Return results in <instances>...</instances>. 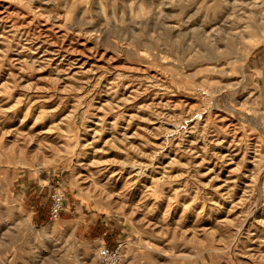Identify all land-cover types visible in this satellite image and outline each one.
<instances>
[{"label":"rangeland","instance_id":"obj_1","mask_svg":"<svg viewBox=\"0 0 264 264\" xmlns=\"http://www.w3.org/2000/svg\"><path fill=\"white\" fill-rule=\"evenodd\" d=\"M1 10L0 264H98L109 228L122 264H264V0H0ZM43 39L105 59L77 79L58 74L33 63L27 48ZM217 135H237L234 159ZM50 186L69 197L54 221Z\"/></svg>","mask_w":264,"mask_h":264},{"label":"bare ground","instance_id":"obj_2","mask_svg":"<svg viewBox=\"0 0 264 264\" xmlns=\"http://www.w3.org/2000/svg\"><path fill=\"white\" fill-rule=\"evenodd\" d=\"M7 11V10H6ZM1 12H3V10H1L0 11V13ZM5 13V12H4ZM4 13H1L0 14V22H1V20L3 21L4 19L6 20L7 18H8V15L7 16H5V14ZM8 14V13H7ZM12 14V13H11ZM10 16V15H9ZM13 17V16H12ZM15 17V16H14ZM11 19V18H10ZM14 19L15 18H13V21H14ZM8 20H9V18H8ZM19 21H20V19H19ZM2 23V22H1ZM6 23V22H5ZM4 23V25H5V27H6V24ZM21 24H22V22H21ZM16 25L17 24H12V27H9V28H13V27H15L16 28ZM19 25V24H18ZM24 24H22V26H23ZM25 26V25H24ZM4 27V26H3ZM4 27V28H5ZM20 27V26H19ZM27 26H25V28H26ZM28 28V27H27ZM21 29H23V28H21ZM45 29V28H44ZM43 29V30H44ZM2 30V29H1ZM0 30V31H1ZM7 30V29H6ZM10 30V29H9ZM29 30V29H28ZM12 31V30H11ZM21 31V30H20ZM23 31H24V29H23ZM47 31V30H46ZM8 32V31H7ZM34 32V31H33ZM41 32V31H40ZM45 32V31H44ZM2 33H4L3 31H2ZM1 33V34H2ZM11 32H9V34H10ZM25 33V32H24ZM46 33H48V32H46ZM0 34V35H1ZM8 34V33H7ZM11 34H13V33H11ZM20 34V33H19ZM4 36H6V33L5 34H3ZM25 35H26V33H25ZM33 34H31V36H32ZM46 35V34H45ZM48 35H51L50 33L48 34ZM42 36H43V34H42ZM10 37V36H9ZM9 37H7V39L9 38ZM13 37V36H12ZM22 37V36H21ZM24 37V36H23ZM22 37V38H23ZM35 37V36H34ZM38 37V36H37ZM50 37V36H49ZM25 38H26V36H25ZM45 38H47V37H45ZM52 38V37H51ZM2 39V38H1ZM24 39V38H23ZM28 39H30V38H28ZM27 39V40H28ZM35 39V38H34ZM40 39V38H39ZM57 39V38H56ZM9 40H12V38L11 39H9ZM16 40V39H15ZM58 40V39H57ZM17 41V40H16ZM20 41V40H19ZM18 41V42H19ZM26 41V40H25ZM54 41H56V40H54ZM63 41V40H62ZM64 41H65V39H64ZM63 41V42H64ZM27 42H30V40H28ZM26 42V43H27ZM32 42V41H31ZM36 42V41H35ZM20 44H21V42H19ZM34 43V42H33ZM70 43V42H69ZM72 44V43H71ZM80 44H82V43H80ZM30 45V44H29ZM73 45H74V43H73ZM77 45H79V44H77ZM23 46V45H22ZM28 46V45H27ZM67 46V47H66ZM82 46V45H81ZM84 47V46H83ZM86 47V46H85ZM73 48V47H72ZM70 49V47H69V45H66L65 43H61V45H57V44H55V42L54 43H52L49 39L47 40V39H43V40H41V41H39L38 43H34L32 46H29L27 49L29 50L30 49V51L32 50V52H33V58H35V60L33 61V63L36 61V62H39V63H41V64H43L44 66L46 65V66H48V65H54V67H55V69L57 70V73L58 74H60V73H64L65 71H67L66 73H65V75L66 74H68V76L70 75V74H72V76L74 75H76L75 73H78L79 72V74L80 73H85V72H89V73H91V71H95V69H97V68H99V65H98V63L99 62H101V61H104L103 59H105V54H104V52H103V54H99V52H91L90 51V54H88L86 51H83V48H81L82 50H79V49H77V48H75V49ZM87 48V47H86ZM92 49V48H91ZM90 50V49H89ZM96 50V49H95ZM16 52V51H15ZM16 55V54H15ZM27 56V55H26ZM107 56V55H106ZM29 57V56H28ZM32 57V55L29 57V58H31ZM78 57V58H77ZM72 59V60H71ZM111 59V58H110ZM94 60V61H93ZM93 61V63L91 64V62ZM106 63H107V61H106ZM37 64V63H36ZM74 64L76 65V66H78L77 68H79L78 70H74ZM102 64V63H101ZM108 64V63H107ZM119 65V64H118ZM101 66V65H100ZM105 66V65H104ZM108 66V65H107ZM106 66V67H107ZM110 66V65H109ZM108 66V67H109ZM41 67H43V66H41ZM53 66H52V68H54ZM131 67V66H130ZM40 68V67H39ZM44 68V67H43ZM131 68H133V66L131 67ZM146 68V67H145ZM102 70V69H101ZM106 70V69H105ZM108 70V69H107ZM131 70V69H130ZM53 71H54V69H53ZM73 71H76V72H73ZM98 72H99V70H98ZM88 73V74H89ZM93 73V72H92ZM138 73V72H137ZM20 75V74H19ZM57 75V74H56ZM63 75V74H62ZM154 75V74H153ZM17 76H18V74H17ZM67 76V75H66ZM73 76V77H74ZM95 76V75H94ZM57 77V76H56ZM82 77H84L83 75H82ZM89 77V76H88ZM63 78V77H62ZM74 78H76L77 79V77H74ZM87 78V77H86ZM95 78V77H94ZM134 78V77H133ZM64 79V78H63ZM59 80H60V78H59ZM65 80V79H64ZM78 80H79V78H78ZM87 80H89V78L88 79H86L85 80V82L87 81ZM157 80V79H156ZM82 81H84V79H82ZM143 82V81H142ZM73 83H74V81H73ZM88 83V82H87ZM152 84V83H151ZM75 86L77 85V84H74ZM74 86V87H75ZM143 86V85H142ZM78 88L80 87V86H77ZM105 87V86H104ZM125 87V86H124ZM37 88H38V86H37ZM84 88V87H83ZM67 89V88H66ZM80 89V88H79ZM82 89V88H81ZM132 90V89H131ZM135 91H137V90H135ZM166 91V90H165ZM107 93V92H106ZM152 95V94H151ZM153 98V97H152ZM127 99V98H126ZM169 99V98H168ZM123 100V99H122ZM121 101V100H120ZM128 101V100H127ZM153 101V100H152ZM161 101V100H160ZM188 102V101H187ZM176 103V102H175ZM107 103H105L104 105H106ZM153 104V103H152ZM160 104V103H159ZM171 104V103H170ZM149 105V104H148ZM151 105V104H150ZM154 105H155V103H154ZM189 105V104H188ZM146 106V105H145ZM161 106V104L159 105V107ZM154 107V106H153ZM109 108V107H108ZM107 108V109H108ZM137 108V107H136ZM155 108H157V107H155ZM103 109H105V108H103ZM161 110V109H160ZM138 111V110H137ZM186 111V110H185ZM208 111V110H207ZM191 112V111H190ZM211 112V111H210ZM162 113V112H161ZM169 113V112H168ZM158 115V114H157ZM161 115V114H160ZM170 114H168L167 116H169ZM162 116H164V115H162ZM161 116V117H162ZM170 117V116H169ZM176 117V116H175ZM225 117V116H224ZM67 118V117H66ZM104 118V117H103ZM155 118V117H154ZM166 118V117H165ZM156 119H158V118H156ZM167 119V118H166ZM172 119V118H171ZM225 119V118H224ZM232 119V118H231ZM164 120V119H163ZM163 120H161V122L163 121ZM173 120H174V118H173ZM160 121V120H159ZM193 121V120H192ZM166 122V121H165ZM174 121H172V120H168V124H171L172 125V123H173ZM186 123H188L189 124V122L190 121H185ZM210 122V121H209ZM198 123V122H197ZM177 124V123H176ZM204 124V123H203ZM234 124V123H233ZM175 125V124H174ZM198 125V124H197ZM217 125H219V124H217ZM161 126V125H160ZM181 126V125H180ZM158 127V126H157ZM175 127H176V125H175ZM213 127V126H212ZM192 127H190V129H191ZM198 127H193V130L190 132V133H194L195 132V130L197 129ZM170 129V128H169ZM177 129V128H176ZM188 129H189V126H188ZM94 130H96V128L94 129ZM135 130H136V128H135ZM99 131L100 130H97V131H95V136H96V134L97 133H99ZM230 131V130H229ZM229 134V133H228ZM232 134H236V133H232ZM169 135V134H168ZM209 135V134H208ZM216 135V134H215ZM230 135V134H229ZM233 136H235V135H233ZM237 136V135H236ZM236 136L234 137V138H232V140L231 141H227L226 140V138L223 136V138L221 139H219V137H218V135H217V138H215V137H212V142L214 143V145H215V143L216 144H220L221 146H224V144L227 142V146L225 145L224 147H223V149H221L220 150V152H224V151H226L225 152V154L223 155V157H225V156H231V158L232 159H234V157H235V153H238V152H236V150H237V147H236V145L238 144V143H236ZM197 137V136H196ZM243 138V137H242ZM241 139V138H240ZM113 140V139H112ZM239 140V139H238ZM243 139H241L240 141H242ZM245 140V139H244ZM92 141V140H91ZM108 141H111L110 139L109 140H106V142H108ZM105 142V144H107ZM222 142H224V144L222 143ZM111 143V142H110ZM236 143V144H235ZM109 144V143H108ZM242 144V143H241ZM98 145V144H97ZM219 145V146H220ZM249 145V144H248ZM253 145V144H252ZM92 146V145H91ZM116 146V145H115ZM239 146V145H238ZM249 147V146H248ZM190 148V147H189ZM239 148V147H238ZM93 149V148H92ZM213 149V148H212ZM252 149V148H251ZM254 149H255V147H254ZM123 150V149H122ZM242 150V149H241ZM218 151V150H217ZM239 151H240V149H239ZM244 151V150H243ZM249 152H250V150H248ZM254 151H256V149L254 150ZM254 151H252V152H254ZM245 152H247V151H245ZM245 152H243V154H246ZM199 153V152H198ZM254 153H256V152H254ZM212 154V153H211ZM198 156V155H197ZM250 156V155H249ZM251 158H252V156H250ZM205 158V157H204ZM242 158H244V156L242 157ZM241 158V159H242ZM204 160V159H203ZM252 160V159H251ZM132 161V160H131ZM249 161V160H248ZM133 162H136V161H133ZM132 162V163H133ZM240 162H242V161H240ZM255 162V161H254ZM231 163V162H230ZM252 163V162H251ZM137 164H139V163H137ZM240 164V163H239ZM242 164H243V162H242ZM242 164H240V165H242ZM254 164V163H253ZM133 165V164H132ZM140 165L142 166V164L140 163ZM240 165H239V167H240ZM138 166V165H137ZM138 167H140V166H138ZM132 168V167H131ZM143 170V169H142ZM248 170V169H247ZM134 171V170H133ZM252 171V170H251ZM249 172V171H248ZM132 173V172H131ZM137 173L138 174H141L142 173V171L140 170V169H138V171H137ZM253 173V172H252ZM141 177V176H140ZM236 180V179H235ZM250 180V179H249ZM223 190V189H222ZM227 194V193H226ZM228 196H230L229 194H228ZM231 197V196H230ZM233 197V196H232ZM241 200L243 199V198H240ZM238 203V202H237ZM235 205V204H234ZM260 221V220H259ZM263 221V220H262Z\"/></svg>","mask_w":264,"mask_h":264},{"label":"built area","instance_id":"obj_3","mask_svg":"<svg viewBox=\"0 0 264 264\" xmlns=\"http://www.w3.org/2000/svg\"><path fill=\"white\" fill-rule=\"evenodd\" d=\"M50 199L49 220H58L67 209L68 192L65 188L55 189ZM96 255L98 264H122L124 260L122 243L120 242L117 246L102 245Z\"/></svg>","mask_w":264,"mask_h":264},{"label":"crops","instance_id":"obj_4","mask_svg":"<svg viewBox=\"0 0 264 264\" xmlns=\"http://www.w3.org/2000/svg\"><path fill=\"white\" fill-rule=\"evenodd\" d=\"M49 182H50V178H48L47 180H44L43 181V187H47L48 185H49ZM42 187V188H43ZM53 188V187H52ZM51 188V186H50V197H51V194H52V192L55 190V189H58V188H64V187H58V188H54V189H52ZM68 209V208H67ZM67 209H66V211H67ZM47 214H48V212H47ZM47 214H43V213H41V214H39V215H37V217L35 218V220H37V221H39V222H45V221H47L46 219H47ZM81 225H82V223L81 224H78L76 227H75V229H74V234L77 236L78 234H81V231L79 230V228L81 227ZM95 227V226H94ZM90 227L89 226H86L85 227V229L82 231V234H81V237H82V235H85L86 234V232H87V230L89 229ZM109 231H113V228H109L108 230H105L103 233H102V235H105V237H102V242L104 243V245H105V243H106V235L108 234V232ZM109 235V234H108ZM110 235H112V233L110 234ZM98 238H100V237H98ZM108 240V239H107ZM113 241V243L114 242H116V241H118V239L117 238H115V239H113L112 240ZM111 242V241H110ZM109 242V243H110ZM112 244V243H111ZM115 244V243H114Z\"/></svg>","mask_w":264,"mask_h":264}]
</instances>
